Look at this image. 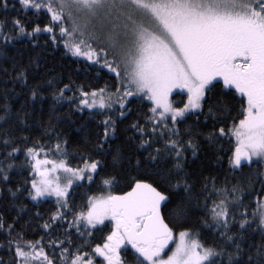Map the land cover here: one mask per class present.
<instances>
[{"label": "snow or ice", "instance_id": "1", "mask_svg": "<svg viewBox=\"0 0 264 264\" xmlns=\"http://www.w3.org/2000/svg\"><path fill=\"white\" fill-rule=\"evenodd\" d=\"M17 4L20 9H16ZM12 10L44 12L49 19L42 28L36 24L29 30L21 19L12 17L15 36L4 31L5 21L0 20V42L5 47L23 38L40 47L39 36L46 34L44 47L62 46L66 53L116 75L120 82L116 94L123 89L116 101L117 119L131 115L133 110L128 105L133 99L145 98L152 106L143 124L138 118L129 125L133 133L129 143L139 136L133 164L122 146L109 143L115 139L117 128V119L110 114L116 110L113 94L106 97L105 88L89 93L81 87L75 105L81 113L88 109L93 118L96 113L109 114L100 122L103 133H97L98 140L89 154L81 155L82 164L73 167L67 159L68 141L61 139L59 132L54 148L39 140L27 146L33 130L27 124L31 114L22 108L13 116L8 94L4 93L0 105V204L11 203L23 211L24 206L15 204L20 194L26 192L37 203L54 197L56 210L40 228L47 235L61 228L63 231L45 245L43 237L26 240L24 227L16 231L22 219L19 213L12 223L0 215V234L6 235L0 251L6 248L9 257L5 260L0 256V264H96L97 257L103 258L101 264H127L122 253L132 257V264H264V203L257 199L251 220L246 210L240 213L237 228L232 209L249 194L243 182L228 188L225 181L218 187L216 177H203L201 189L195 192L191 173L186 171V153L191 151L196 157L199 145L191 136L192 125H186L183 133L178 126L193 116L198 125L201 114L206 121L225 118L221 103L212 101L208 94L215 87L213 81L221 77L225 87L234 88L240 96V118L238 122L234 119L227 132L223 126L214 127L207 133L209 143L225 135L235 138L229 159L234 171L245 161L251 166L264 160V0H0V12L5 17ZM14 79L24 83L26 69L21 68ZM174 88L186 90L183 107H175L169 100ZM68 90L70 85L65 84L53 92V98L71 102L75 97H65ZM31 98L42 99L39 86L31 91ZM206 100L209 103L204 112ZM40 126L49 136L56 131L51 117L47 125ZM20 141L25 142L23 149ZM21 151L31 168L30 178L24 185L13 187L10 174L20 167L16 156ZM106 156H111L113 168L127 162L130 169L138 170L134 183L117 195L110 190L117 183L116 175H106L101 184L109 189L107 194L89 195L86 204L76 205L70 199L76 195L75 187L85 179L93 181L102 168H107L101 158ZM145 176L151 182L142 178ZM256 180L264 191V173L259 169ZM254 183L249 176L248 185L253 190ZM213 196L218 199L209 204ZM162 202L170 206L176 221L187 225L178 233L161 215ZM194 209L204 211L199 227L211 233L212 243L202 240V232L192 225ZM36 217L43 218L39 212ZM106 220L112 227L103 243H97L91 253L82 252L72 232L81 239L90 237ZM252 224H256L253 234H261L257 244L248 243L246 233ZM46 248L51 251L46 252Z\"/></svg>", "mask_w": 264, "mask_h": 264}, {"label": "trees", "instance_id": "2", "mask_svg": "<svg viewBox=\"0 0 264 264\" xmlns=\"http://www.w3.org/2000/svg\"><path fill=\"white\" fill-rule=\"evenodd\" d=\"M16 9H20L19 4L16 5ZM12 17L21 19L29 30L36 24H39L42 28L49 19L44 12L36 14L34 10L27 12L12 10L7 14V17L0 12V20L5 21L4 31L12 36L16 35L11 23ZM47 39L48 36L46 34L39 36L40 47L33 46L30 43V38L20 39L14 44L10 43L7 47L0 42V105H3V95L7 92L9 97L7 103L13 116L22 108L31 114L27 120V124L32 126L33 130L31 138L26 142L27 146H32L34 141L39 140L41 143H47L49 148H54L56 132H59L61 139L66 138L68 141L67 150L70 155L67 159L70 165L75 167L78 164H82L81 155L87 156L93 144L97 142V133H103V126L100 122L103 121L104 115L109 114L108 112H105L104 115L96 113L94 114L95 118H93L89 114L90 110L88 109H85L81 113L75 107L79 103V89L82 87L84 91L91 93L93 89L105 88V96L113 94V103L116 104V101L119 99L116 89L119 87L120 82L116 75L110 73L108 69L87 61L83 57H74L70 53H66L62 46L56 49H53L50 45L44 47V41ZM0 41H2V38H0ZM21 68L26 69L27 80L24 83H21L19 79H14ZM48 81L52 82L51 85ZM213 83L215 87L211 88L208 94L212 101H219L221 103L223 107L221 114L225 118L215 122L211 118L206 121L204 115L201 114L198 125L196 117L193 116L178 126L183 133L186 125H192L191 136L199 145L196 157L192 156L191 151L186 153L188 157L186 171L191 173L190 179L195 183V192H199L201 189L204 182L203 177H216L218 187L224 186L225 181L228 182V188L240 182H243L245 185L246 192L249 194L244 195L242 203L232 209L236 213L238 228L241 219L240 213L246 210L248 219L251 220V214L253 209L256 208L257 199L259 198L260 202H262V198L264 197V191L260 190L261 184L256 180L257 169L264 173V160H260L259 163H252L251 166L245 161L242 168L234 171L229 164V159L232 156L235 138L225 135L217 139L215 143H209L207 133L212 131L214 127L218 129L221 126L227 132L231 128L234 119L238 122L241 110L240 96L238 93H235L234 88L225 87L224 83L219 80H214ZM65 84L70 85V90L64 93L65 97H75L71 102L67 99L55 100L53 98V92L63 88ZM37 86H39L42 99L37 98L33 100L31 98V91L36 89ZM120 91H123V89ZM184 97V93L175 91L171 95V100L173 103L181 105L184 103ZM89 101H91V96H89ZM208 103V100L204 102V112H207ZM151 106V102L145 98H137L133 99L132 103L128 105L133 111L126 119H117L119 117L118 104H116V110L110 113L114 119H117V128L115 139L109 141V143L122 146L125 150V156H132L133 164L137 158L139 136L136 137L134 143H129L128 137L133 134L129 129V125L138 118L140 123L143 124L146 114L150 115L148 109ZM50 117L56 131L49 136L45 134V127L40 126V124L47 125ZM148 127L150 128L151 126L149 125ZM25 134L27 135V133ZM187 138V136H184L185 140ZM19 146L23 149L26 146L25 142L20 141ZM139 151L142 155V150ZM93 158H96L95 155ZM101 158L106 161L108 167L102 168L95 175L93 181L89 182L85 179L75 187L74 192L76 195L70 199L74 200L76 205L86 204L89 195L105 192L108 188L101 184V179L106 175H116L117 183L110 189L113 193L128 191V185L134 183L133 178L138 176V170L134 168L130 169L127 162L124 163L123 167L117 166L113 168L111 156ZM16 163L20 167L14 169L10 174L11 186L13 187L24 185L25 181L29 180L31 172L23 151L17 154ZM249 176L255 181L254 190L252 186L248 185ZM142 178L149 179L151 182L150 177L145 176ZM209 188H211V183L209 184ZM215 199L218 198L213 196L209 200V204ZM201 200H203L202 197ZM15 204L24 206V210L20 211L19 207L13 206L11 203L0 204V215H3L8 223H12L19 213V217H22V219H19L16 231H20L21 227H24L26 240L36 241L43 237L44 244L47 245L50 239L58 236V233L63 231V228H61L57 232L47 235L40 228L51 213L56 210L54 197L37 203L31 201L25 192L18 196ZM169 208L170 206L163 205L162 215L170 227H174L175 232H178L181 230V227L187 225L182 221H176ZM37 212L43 217L42 219L36 217ZM204 214V211L194 209V214L190 219L194 228L202 232V240L212 243L213 236L211 233L199 227V219ZM68 218L71 219V214ZM25 222H29L31 227H28ZM105 225H98L90 237L86 235L83 239L78 237L75 232H72V239L75 245L80 246L82 252L91 253L94 246L97 243L102 244L104 237L111 231L112 225L109 220L105 221ZM63 227L66 228L67 225L65 224ZM255 228L256 224H252L251 228L247 230L248 243L257 244L261 241V234L259 232L253 234ZM5 242L6 235L0 234V246L4 245ZM245 247L247 248V244ZM128 248L131 250L130 247ZM45 251L50 252L51 250L46 248ZM57 252H59V249H57ZM0 256L5 260L9 259L6 254V248L0 251ZM122 256H125L127 264H132V257L130 255L122 253Z\"/></svg>", "mask_w": 264, "mask_h": 264}, {"label": "rangeland", "instance_id": "3", "mask_svg": "<svg viewBox=\"0 0 264 264\" xmlns=\"http://www.w3.org/2000/svg\"><path fill=\"white\" fill-rule=\"evenodd\" d=\"M215 80H219V81L223 82V79H222L221 77H217ZM175 91H179V92L184 93V95H185V97H184V102L187 101L186 90H185V89H181V88H174V89L172 90V92L169 94V100H170L171 102H172V100H171V95H172ZM122 93H123V91H120L119 95H122ZM97 99H99V97H97ZM172 103H173V102H172ZM173 105H174L175 107H183V104H181V105H177L176 103H173ZM50 158H52V157H50ZM253 159L255 160L256 158H253ZM108 191H109V189H107L104 193L107 194ZM262 202L264 203V197L262 198ZM178 232H179V231H178ZM178 232H176V233H178ZM170 245H171V247H174V245H172L171 242H170ZM171 247H170L169 249H167V252H170V251H171ZM102 259H103L102 257H97V258H96V264H101Z\"/></svg>", "mask_w": 264, "mask_h": 264}, {"label": "water", "instance_id": "4", "mask_svg": "<svg viewBox=\"0 0 264 264\" xmlns=\"http://www.w3.org/2000/svg\"><path fill=\"white\" fill-rule=\"evenodd\" d=\"M114 194H117V195H119V194H122V193H114ZM162 207H163V202H162ZM161 215H162V208H161ZM163 216V215H162ZM166 222V221H165ZM167 223V222H166ZM170 226V225H169Z\"/></svg>", "mask_w": 264, "mask_h": 264}, {"label": "flooded vegetation", "instance_id": "5", "mask_svg": "<svg viewBox=\"0 0 264 264\" xmlns=\"http://www.w3.org/2000/svg\"><path fill=\"white\" fill-rule=\"evenodd\" d=\"M128 247H130L131 248V246L129 245Z\"/></svg>", "mask_w": 264, "mask_h": 264}]
</instances>
